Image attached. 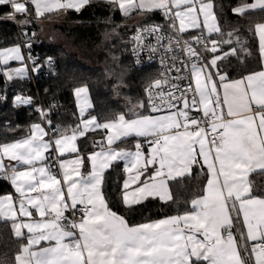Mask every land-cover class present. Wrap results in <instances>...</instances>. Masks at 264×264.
<instances>
[{
  "label": "snow or ice",
  "instance_id": "1",
  "mask_svg": "<svg viewBox=\"0 0 264 264\" xmlns=\"http://www.w3.org/2000/svg\"><path fill=\"white\" fill-rule=\"evenodd\" d=\"M92 2L0 0V7L9 8L0 19L25 29L52 15L79 14ZM106 2L124 17L160 12L171 22L170 34L161 25H144L124 41L137 64L142 55L152 62L163 51L165 70L144 88L146 103L129 99L127 113L114 119L86 117L93 104L88 86H79L73 95L80 122L71 134L53 126V103L35 108L39 122L26 135L0 143V180L15 193L0 195V220L11 221L14 236L26 240L14 264H264V192L257 194L249 180L250 174L264 172V23L255 24L260 70L232 79L223 62L252 53L239 27L225 33L215 0ZM219 8L222 13L223 5ZM252 9L264 11V0L240 3L231 12L244 17ZM188 29L199 34L182 39ZM113 33L119 35L115 28ZM22 35L23 46L0 49V75L7 81L54 66L53 57L41 64L32 55L35 33ZM10 61L19 66L8 67ZM182 81H187L183 87ZM33 103L30 96L13 97L14 107ZM97 130L106 135L93 140L94 150L85 156L77 140ZM130 137L136 138L135 150L116 147ZM51 151L57 155L51 157ZM65 154L74 156L64 159ZM120 162L126 178L117 199L128 211L149 200L177 203L170 182L182 186L197 166L206 183L186 202L190 210L133 224L113 210L104 191L106 171ZM241 217L246 235L240 231L237 238Z\"/></svg>",
  "mask_w": 264,
  "mask_h": 264
},
{
  "label": "trees",
  "instance_id": "2",
  "mask_svg": "<svg viewBox=\"0 0 264 264\" xmlns=\"http://www.w3.org/2000/svg\"><path fill=\"white\" fill-rule=\"evenodd\" d=\"M215 3L225 33L239 27L241 29L239 36L241 40L247 41L246 47L252 53L250 56H245L241 52L240 59L235 56L230 57L228 61L223 62L222 68L228 71L232 79H238L251 71L259 70L261 64L255 24L264 21V11L250 10L244 17H240L233 15L231 8L240 3H251V0H215ZM220 5H223L222 13ZM112 9L113 6L107 2L93 1L79 14L74 11L67 13L66 21L72 17L75 27L70 26V28L66 24L62 26V33L74 36L73 39L68 40L78 48L76 49L79 51L78 54L43 40L39 35L42 31L39 22L34 21L26 27L36 32L33 46L40 53L39 63L42 64L47 57H53L54 66L47 77H43L42 72H39L33 84L31 81L20 79L7 81L6 77L0 75V97H7L6 100H0V143L12 142L26 135L29 126L34 122H39L35 111L38 98L44 108H48L52 105V101H55L57 107L51 112L53 126L59 124L62 128L68 129V133L71 132V128L79 124L73 95L74 88L79 86H88L93 104L88 114L97 116L101 122L115 117L118 113H127L130 107L129 99L132 103L145 101L144 88L148 83L157 79L159 74L153 66L135 69L132 66L130 43L125 44L124 41L132 36L137 27L146 24L161 25L163 29L170 32V23L163 19L160 12H154L145 22L139 25H128L127 17L118 11L113 13ZM8 11L7 6L0 7V16ZM100 18H106L107 22H97ZM115 22L122 23L126 30L119 36L115 35L109 42H99L100 36L106 32L107 28L109 30L110 26L115 25ZM18 27L12 21L0 19V49L18 44ZM197 34L199 33L194 31L184 36L188 38L189 35ZM212 38L217 39L218 37L214 35ZM97 47L107 60L104 66L95 54ZM13 65L18 64L14 63L9 66ZM118 84L119 87L116 88ZM17 94L32 97L33 105L14 107L13 97ZM119 95H122L121 101L118 98ZM102 134H104L102 130L87 133L85 137L78 140L79 149L84 153L92 150V141L99 140ZM132 140L128 138L121 145L128 146L133 143ZM204 172L206 173L205 169ZM124 176L121 162L106 171L104 191L113 210L124 215L133 224L188 211L190 203L186 202H190L197 190L203 187L206 177L197 166L191 178L183 179L182 186L179 182H170L177 203L163 204L158 199L149 200L142 207L128 211L117 199L121 196ZM250 182L257 194L264 192V172L250 174ZM10 192H12L10 183L0 180V195ZM22 242L26 240L19 241L14 236L11 221H0V262L14 264V256L19 251Z\"/></svg>",
  "mask_w": 264,
  "mask_h": 264
},
{
  "label": "rangeland",
  "instance_id": "3",
  "mask_svg": "<svg viewBox=\"0 0 264 264\" xmlns=\"http://www.w3.org/2000/svg\"><path fill=\"white\" fill-rule=\"evenodd\" d=\"M66 18H67V16H65V18L60 17V18H57V19H52L51 21H50V19H48L47 23H45L44 24V27H42L43 39L47 43L54 44V45H58V46H62L64 48H66V49H68V50H70V51L78 54L79 51L76 50L78 48L74 47L73 44H71L69 42V40H68L69 38L73 39L74 36L73 35H69L68 36V35L62 33L63 32L62 31V29H63L62 26L66 25V24L69 27L70 26L72 28L75 27L74 26V22L75 21L73 22V18L71 17L69 19V21H66ZM97 22H107V19L106 18H100V19H97ZM128 25H131V24H128ZM117 26H120V27L117 28ZM114 28L119 33V35L123 31L126 30V27L122 23L115 22V25L110 26L109 30L107 28L106 29V32H104V34L100 36L99 42L104 43V42L111 41L114 38V36H115V34L113 33V29ZM119 35H117V36H119ZM97 40H98V38H97ZM95 51H96L95 54L97 55V58H98L99 62H101V65H103V66L106 65L107 64L106 63L107 60L105 59V56L102 54V52L100 51V49L97 47ZM87 59H88V57L86 58V60ZM89 97H90V93H89ZM118 98L119 99L122 98V95H119ZM90 100H91V97H90ZM120 101H121V99H120ZM75 102H76V100H75ZM76 112H77V115L79 116L77 107H76ZM102 122H105V121H102Z\"/></svg>",
  "mask_w": 264,
  "mask_h": 264
},
{
  "label": "crops",
  "instance_id": "4",
  "mask_svg": "<svg viewBox=\"0 0 264 264\" xmlns=\"http://www.w3.org/2000/svg\"><path fill=\"white\" fill-rule=\"evenodd\" d=\"M93 1H104V2H106V0H93ZM254 2V0H251V3H253ZM252 10H258V11H261V10H259V9H252ZM118 11V10H117ZM250 11V10H249ZM119 12V11H118ZM120 13V12H119ZM65 16H67V14H63V15H60V16H55V15H52L50 18L49 17H46V18H44L43 20H40V21H37V22H39L40 24H41V27H44V24L45 23H47V21H48V19H50V21L52 20V19H57V18H60V17H63V18H65ZM150 16V14L149 15H142V14H140L139 12H136V13H133V14H131L130 16H128L127 17V19H126V23L127 24H131V25H139L140 23H143V22H145V20L148 18ZM261 23H264V21L263 22H261ZM39 24V25H40ZM176 25H177V29L179 28V22L178 21H176ZM198 32V30H196V29H188L187 30V32L185 33V34H188V33H191V32ZM39 35H40V37L43 39V35H42V31H41V33H39ZM256 38H257V41H258V51H259V40H258V37L256 36ZM44 40V39H43ZM11 47V46H10ZM5 48H7V47H5ZM1 49H3V48H1ZM14 63H16V64H18V65H13V66H9L10 64H14ZM9 65H8V67H12V68H14V67H17V66H19V63L18 62H15V61H10L9 62ZM260 70V69H259ZM256 71H258V70H256ZM76 103V102H75ZM76 107H77V103H76ZM119 114V113H118ZM144 114H149L148 112H145ZM88 115H91V114H86V116H88ZM92 116H95V115H92ZM79 117V116H78ZM115 117H113V118H110V119H114ZM129 118H131V117H129ZM109 120V119H108ZM79 122H80V117H79ZM102 131H104V130H102ZM68 134H71V132H69ZM87 134V133H86ZM106 135V132L104 131V134H102V136L100 137V139L99 140H101L104 136ZM81 138V137H80ZM80 138H78V140L80 139ZM133 139L132 141H133V143H131V144H129L128 146H122L121 145V143L122 142H124L125 140H122V141H119V142H117V145H116V147H118V148H124L125 150H135V148H134V144H135V141H136V138L135 137H130L129 139ZM128 139V138H127ZM126 139V140H127ZM78 140H77V146H78V148H79V145H78ZM121 145V146H120ZM94 149H92V150H89L87 153H89V152H91V151H93ZM98 150V149H97ZM145 152H147V147H145ZM52 152H54L56 155H57V153L55 152V151H51L50 152V155H51V153ZM84 153V152H83ZM87 153H84V155L86 156L87 155ZM74 156V154H65V156L63 157L64 159H70V158H72ZM6 163H7V160L5 161ZM122 163V162H121ZM85 170H87V169H82V171H85ZM108 171V170H107ZM205 171H206V169H205ZM257 172H260V171H257ZM256 173V172H255ZM126 178V174H125V176H124V178H123V180H122V185H123V181H124V179ZM249 180H250V175H249ZM205 183H206V177H205ZM204 183V184H205ZM11 186V185H10ZM12 188V187H11ZM10 193H13L14 195H15V193H14V189L12 188V192H10ZM190 210V209H189ZM159 218H162V217H159ZM159 218H155V219H159ZM155 219H151V220H155ZM0 221H6V220H0ZM145 222V221H144ZM240 231H243L244 233H245V235H246V228H244V226H243V222H242V217H241V223H240V225L236 228V229H234V232L237 234V238H238V234H239V232ZM41 244L42 245H44L45 244V242H41ZM248 248H249V252H250V249H251V242L248 244Z\"/></svg>",
  "mask_w": 264,
  "mask_h": 264
},
{
  "label": "built area",
  "instance_id": "5",
  "mask_svg": "<svg viewBox=\"0 0 264 264\" xmlns=\"http://www.w3.org/2000/svg\"><path fill=\"white\" fill-rule=\"evenodd\" d=\"M160 15L163 17V15H162L161 13H160ZM163 19L166 20L164 17H163ZM166 21H167V20H166ZM167 22L171 23L170 21H167ZM15 24H16V23H15ZM16 25H17V24H16ZM17 26H18V25H17ZM164 30H165V29H164ZM177 30H178V29H177ZM22 31H26L29 35H31L32 33H35V34H36V32H35V30L32 29V28H25V29H22L21 27H18V44H21V45L23 46L24 43H25V38H24V36L22 35ZM164 32H165V34L169 33V32L166 31V30H165ZM134 33H135V32H134ZM150 42H155V38L152 37V38L150 39ZM33 44H34V43H33ZM31 53H32L33 56H38V58H39V56H40V53L38 52V50H36V48H35L34 46L31 48ZM23 54H24L25 56H27V54H28V50H27L26 48L23 49ZM162 55H165V54L163 53V51L159 52V53L155 56V59H154L152 62H149V61H148V59H147V55H146V54H145V55H142V56L140 57V63L137 64V59H136V57H134V56L132 55V53H131V57H132V60H133V65H132V66H133L134 68H136V69H141V68H143V67H147V66H149V65H155V66L159 69V74H160L161 72H163V71L165 70V69L161 66V63H160V58H161ZM169 55H170V54H169ZM180 55H182V53H181ZM38 62H39V60H38ZM169 63H171V61H169ZM29 68L31 69V65H30V64H29ZM49 71H50V69H49L48 65L45 64V65H43V67H42V69H41L40 72H42V76H43V77H47V76L49 75ZM171 75H172V76H175L176 73L173 71V72L171 73ZM35 78H36V74H35V73H30L29 78H27L26 80H29V81L35 82ZM159 78H161V77H159ZM189 78H190V73H189ZM180 83H181V87H183V86L187 83V81H182V82H180ZM193 87H194V85H193ZM53 103H55V101H52V104H53ZM55 104H56V103H55ZM38 105H39L40 107L44 108L39 98H38V102H37L35 108H36ZM36 113H37V112H36ZM37 114H38V113H37ZM201 115H202V113H201ZM55 156H56V154L53 155V156H51V157H55ZM67 215L71 216V213H67Z\"/></svg>",
  "mask_w": 264,
  "mask_h": 264
},
{
  "label": "bare ground",
  "instance_id": "6",
  "mask_svg": "<svg viewBox=\"0 0 264 264\" xmlns=\"http://www.w3.org/2000/svg\"><path fill=\"white\" fill-rule=\"evenodd\" d=\"M146 25H148V24H146ZM144 26V25H143ZM143 26H140V27H143ZM164 30V29H163ZM136 31V29L133 31V33H132V35L134 34V32ZM165 31V30H164ZM167 34H170V32L169 33H167ZM182 39H187L185 36H183L182 37ZM130 55H131V44H130ZM131 59H132V57H131ZM132 65H133V60H132ZM149 66H153V67H155L156 69H157V72H158V74H159V69L155 66V65H149ZM148 67V66H147ZM143 68H145V67H143ZM136 69V68H135ZM159 77H160V74H159ZM158 77V78H159ZM26 80V79H25ZM29 81V80H28ZM32 82V81H31ZM32 84H33V82H32ZM145 98H146V96H145ZM145 102H146V99H145ZM53 155H55V153L54 152H52L51 153V155L50 156H53Z\"/></svg>",
  "mask_w": 264,
  "mask_h": 264
}]
</instances>
